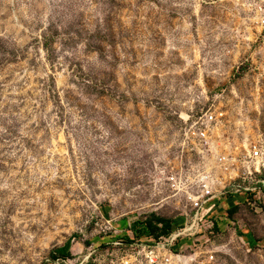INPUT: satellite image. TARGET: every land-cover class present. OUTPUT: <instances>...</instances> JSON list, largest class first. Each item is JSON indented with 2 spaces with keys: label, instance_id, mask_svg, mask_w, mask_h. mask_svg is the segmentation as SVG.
I'll return each instance as SVG.
<instances>
[{
  "label": "rangeland",
  "instance_id": "rangeland-1",
  "mask_svg": "<svg viewBox=\"0 0 264 264\" xmlns=\"http://www.w3.org/2000/svg\"><path fill=\"white\" fill-rule=\"evenodd\" d=\"M216 155L254 181L176 253L264 264V0H0V264H139Z\"/></svg>",
  "mask_w": 264,
  "mask_h": 264
},
{
  "label": "built area",
  "instance_id": "built-area-1",
  "mask_svg": "<svg viewBox=\"0 0 264 264\" xmlns=\"http://www.w3.org/2000/svg\"><path fill=\"white\" fill-rule=\"evenodd\" d=\"M216 114L206 115V117L201 121L199 126L194 127L189 131L190 137L197 140L203 146H209L210 141L208 138L209 126L216 122ZM248 157L251 160H258L262 158V151L258 146H254L250 149ZM232 158L228 159L225 155H216V163L218 171L221 173H227L231 175L230 180L224 183L220 179L216 178L218 172L216 171H204L201 174L195 176V179L191 181L192 187H194V194H188V200L190 204V214L189 217L193 221L190 226L184 228L174 229L167 237L164 238L162 242H153L150 244H145L143 250L138 254L137 260L139 264H196L197 257L196 254L188 255L182 254V249L180 252L176 253L177 247L176 242L181 238L184 239L185 236H190L195 233L197 229L196 221L199 224L207 215L216 207L217 197L223 195L227 189L233 187L234 194L238 193L240 190L248 191V184L253 182L254 172L249 169H244L240 171L239 176L233 175ZM237 177V178H236ZM236 178V179H235ZM170 182L175 185H184L185 182H181L177 178V175L170 177ZM239 183H247L246 186H241ZM264 184V180L262 181ZM221 186L219 191H214V187ZM241 192V191H240ZM227 193V192H226ZM184 236V237H183ZM191 244L184 246L185 250H188ZM126 264H130L127 262Z\"/></svg>",
  "mask_w": 264,
  "mask_h": 264
}]
</instances>
